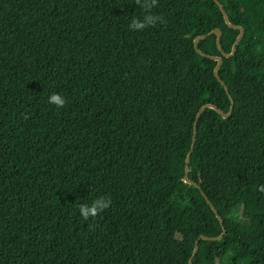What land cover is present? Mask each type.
Returning <instances> with one entry per match:
<instances>
[{"label":"trees","instance_id":"16d2710c","mask_svg":"<svg viewBox=\"0 0 264 264\" xmlns=\"http://www.w3.org/2000/svg\"><path fill=\"white\" fill-rule=\"evenodd\" d=\"M217 1L230 58L213 0L141 32L142 0H0V264H189L222 226L193 264H264V0Z\"/></svg>","mask_w":264,"mask_h":264},{"label":"clouds","instance_id":"9594fccd","mask_svg":"<svg viewBox=\"0 0 264 264\" xmlns=\"http://www.w3.org/2000/svg\"><path fill=\"white\" fill-rule=\"evenodd\" d=\"M157 0H142L141 8L144 10L142 17H133L128 24V28L131 31L141 32L149 26L155 25L157 22L163 24L164 18L159 15L151 13V9L155 6ZM47 103L54 105L57 109H61L65 106V97L57 92H52L47 96ZM259 192L264 193V185H260L257 189ZM112 201L109 197L98 196L90 200V202L81 203L78 205L79 215L87 220L90 217H95L98 213L109 208ZM225 264H227V257L224 258Z\"/></svg>","mask_w":264,"mask_h":264},{"label":"water","instance_id":"95a60500","mask_svg":"<svg viewBox=\"0 0 264 264\" xmlns=\"http://www.w3.org/2000/svg\"><path fill=\"white\" fill-rule=\"evenodd\" d=\"M213 1L216 3V5L218 6V8L220 9V11H221V13H222V15H223V20H224L226 26L229 27V28H233V29H237V30H239V36L237 37V39H236L235 42H234V45L232 46L231 54L226 55V54L222 53V56H223V57H225V58H230V57H232V56L234 55V53H235V51H236V46H237L238 42L240 41V39L242 38L243 30H242L241 28H239V27H234V26L230 25V23H229L228 20H227V16H226V14H225L223 8L221 7V5L218 3L217 0H213ZM207 36H215V37H216V43H217V46H218V48L220 49V37H221V33H220V31H219V30H214V31L210 32ZM205 37H206V36H203V37L197 38V39L194 41V49H195L196 52L199 53V51H198V49H197V41H198L199 39H201V38H205ZM207 58L216 62V66H215V68H214V75H215V77L218 79V81L223 85V88H224L225 92L228 94V89H227V87L222 83V81L219 79V77H218V75H217V70L219 69V67H220V65H221V63H222V58H220V57H210V56H208ZM231 104H232V101H231ZM207 108H210V109L215 110V111H216L219 115H221V117L224 118V119H227V118L230 116L231 112H232V105L230 106L229 112H228L227 114H223L220 110L216 109V108H215L214 106H212V105H206V106L202 107V108L199 110V112H198V114H197V116H196V122H195V124H194L193 137H192V145H191V148H190V150H189V153H188V155H187V157H186V159H185V179H184V182L187 183V184H189V185H191V186L196 187V188L199 189V190H200V188H199L198 186H196L193 182H191V181H189V180L187 179L186 174L188 173V162H189V158H190V156H191V154H192V151H193V148H194V144H195V137H196V130H197V119H198L200 113H201L204 109H207ZM201 194H202V196L204 197L205 201L209 204V206H210L212 212L216 215V217H217L218 221L220 222V224L222 225V221H221L220 217L217 215V212H216L215 209L212 207V205H210V203H209L207 197L205 196V194H204L203 192H201ZM224 234H225V229H224L223 226H222V234H221V236H219L218 238L199 237L198 240L195 242L194 251H193L192 257H191L190 260H189V264H193V263H192V260H193V258L196 256L197 248H198V244H199L200 241H209V242L217 241V240H220V239L224 236Z\"/></svg>","mask_w":264,"mask_h":264},{"label":"rangeland","instance_id":"374dc122","mask_svg":"<svg viewBox=\"0 0 264 264\" xmlns=\"http://www.w3.org/2000/svg\"><path fill=\"white\" fill-rule=\"evenodd\" d=\"M236 221L239 223V219H236Z\"/></svg>","mask_w":264,"mask_h":264}]
</instances>
